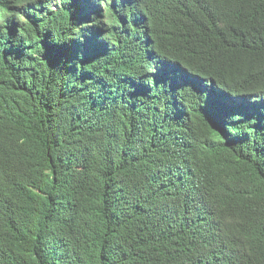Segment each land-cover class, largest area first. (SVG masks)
I'll return each instance as SVG.
<instances>
[{"label":"trees","instance_id":"trees-1","mask_svg":"<svg viewBox=\"0 0 264 264\" xmlns=\"http://www.w3.org/2000/svg\"><path fill=\"white\" fill-rule=\"evenodd\" d=\"M120 11L141 25L108 19L122 41L108 56L169 57L251 95L254 119L233 126L206 92L151 80L133 95L104 57L73 76L49 55L72 38L70 11L0 0V264H264V130L249 127L264 116V0Z\"/></svg>","mask_w":264,"mask_h":264},{"label":"snow or ice","instance_id":"snow-or-ice-1","mask_svg":"<svg viewBox=\"0 0 264 264\" xmlns=\"http://www.w3.org/2000/svg\"><path fill=\"white\" fill-rule=\"evenodd\" d=\"M38 2L42 5L51 2L56 10L63 7L71 13V28L68 31L72 32V38L67 42L54 45L50 49L49 55L54 64L62 65L73 76L77 75V64L91 65L92 68L88 69L91 72L93 68L98 66L93 64L94 61H100L102 57H108L110 52L118 50V43H122V41L118 42L106 35V33L112 31L107 25V20L113 15L120 16L126 28H131L132 25L139 28L141 25V21L135 16H132L129 22V18L120 11L125 6L131 8L133 5L138 4L140 0H60L59 4L55 0H38ZM211 2L215 3L216 0H211ZM18 3H23V0H18ZM106 8L108 9L107 12H105ZM2 39L3 36L0 35V40ZM146 59L151 61V66L142 64L138 70L130 73L131 78L125 81L135 89L133 95L142 94L141 89L145 87V81L151 80L154 86L158 87L165 96L171 95L174 97L176 95H187L189 92H206L208 97L206 103L210 109L220 113L225 118L240 117V119L234 121L230 119L233 126L254 119V113L252 112L254 106L250 104L253 99L251 95H228L223 89L215 86L214 81L213 87H207L209 84L208 79H202L199 73H193L187 66L178 62L173 63L169 57L160 58L146 54ZM104 62L109 63L110 60ZM69 64L71 65L70 68L68 67ZM84 71V69L80 70V78L82 80L90 79V75H84ZM97 83H100V81H97ZM256 119L258 123L250 124L249 127L264 130V116L256 117ZM212 126L216 127V124L213 122ZM133 158L135 159V157ZM152 163L160 164L161 161L152 160ZM154 178L152 175L144 177V179ZM164 210L165 212L168 211L167 206H164Z\"/></svg>","mask_w":264,"mask_h":264},{"label":"rangeland","instance_id":"rangeland-1","mask_svg":"<svg viewBox=\"0 0 264 264\" xmlns=\"http://www.w3.org/2000/svg\"><path fill=\"white\" fill-rule=\"evenodd\" d=\"M105 60H110L109 63H105ZM141 64L136 62L135 60H130L128 55L124 57H104L100 62V68L103 74H111L113 70H116L118 73H133L134 70H138ZM109 71H107V68Z\"/></svg>","mask_w":264,"mask_h":264}]
</instances>
